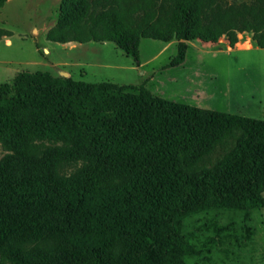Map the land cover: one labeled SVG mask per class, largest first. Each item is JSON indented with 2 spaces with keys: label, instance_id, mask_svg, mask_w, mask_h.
I'll return each instance as SVG.
<instances>
[{
  "label": "trees",
  "instance_id": "1",
  "mask_svg": "<svg viewBox=\"0 0 264 264\" xmlns=\"http://www.w3.org/2000/svg\"><path fill=\"white\" fill-rule=\"evenodd\" d=\"M241 32L264 50V0H61L45 37L113 42L139 64L140 37L175 34L177 66L189 38L233 47ZM0 145V264H186L187 215L264 207V119L144 82L19 71L0 83Z\"/></svg>",
  "mask_w": 264,
  "mask_h": 264
},
{
  "label": "rangeland",
  "instance_id": "2",
  "mask_svg": "<svg viewBox=\"0 0 264 264\" xmlns=\"http://www.w3.org/2000/svg\"><path fill=\"white\" fill-rule=\"evenodd\" d=\"M41 1L11 2L8 6L9 18L12 16L9 26L18 32L28 29L29 18L34 13L44 12L49 6ZM227 1L236 4L244 0ZM224 41L225 37L219 39L217 44L203 45L199 49L190 47L186 51L183 65L171 66L168 71L162 73L160 70L164 64L176 55L177 46L172 43L150 66L144 68L146 73L142 79L139 78L138 70L128 68V61L124 57L116 55L113 50V56L106 51L102 54L104 61L112 58L113 62L118 64L122 60L121 65H125L126 69L93 67L98 70L95 79L117 77L129 78L128 81L132 82L139 78L142 83L152 73L158 75L156 79L159 82L163 81L162 87L156 83L159 89L157 94L165 99L204 109L264 119V50L257 45L247 50H227L223 46ZM251 42H254L251 33L241 32L234 46L246 47L250 46ZM23 45L24 49L15 44V50L0 53L10 55L20 62L30 60L28 57L34 55V46L31 42H25ZM109 45L114 46L112 42ZM115 48L119 54H124L119 47ZM40 52L43 55V51ZM57 53L59 58L70 56L64 51ZM149 53L147 45L143 42L140 47L141 59H145ZM127 58L132 60L131 56ZM89 60L96 64L98 56ZM16 63H0V83H10L18 70L22 69V66L15 65ZM164 76H168L169 80ZM222 152V149H217L211 160H215ZM4 154L5 150L0 145V158ZM262 195L264 196V192ZM182 230L185 240L197 250L195 254L183 257L186 264H264V207L246 210L210 208L198 211L185 217Z\"/></svg>",
  "mask_w": 264,
  "mask_h": 264
},
{
  "label": "crops",
  "instance_id": "3",
  "mask_svg": "<svg viewBox=\"0 0 264 264\" xmlns=\"http://www.w3.org/2000/svg\"><path fill=\"white\" fill-rule=\"evenodd\" d=\"M14 1L16 0H6L3 6L0 7V28H4L11 32H14L13 34L9 36H3L0 39V51L9 52L14 49L13 46L15 44H19V46L22 49H24L23 44H25V42H31L32 45L34 46V49H33L34 55H32V57H28L30 58V60L20 62L10 57V55H7V54L3 55L0 53L1 54L0 63L12 64V63L17 62L15 65L22 66V69L18 71H28V72L48 74L51 76H59L60 72L65 70L67 71L68 76L76 80H84L88 82L111 81L117 84L138 85L140 83V80L143 78V76L146 73V70L144 68L148 65L150 66V64L153 61H155L161 55V53L165 51V49H167V46L169 47L172 43H177L175 34L172 36V38L168 40H160V39H154L150 37H140L138 46H137L138 60H139V64H137L133 60V58L132 60L127 58V56H130V55L126 54L124 51L123 53L127 56H124V54H119V52L115 48L117 45L114 44L113 42L112 43L114 46H110L109 44L111 42H108V41L107 42L90 41V42H85V43L69 41L65 43H60V42H53V41L47 40L45 37L46 31L57 22L61 0H42L48 3L49 6L44 12H40V13L38 12L39 14L34 13L29 18L28 29H26L25 31H19V32L13 30L12 27L9 26V20L12 19V16L11 18H9L10 13H9L8 6L10 5L11 2H14ZM37 4H39V2ZM221 38L223 39L224 36L220 37L219 39ZM226 41H224L223 46L227 50H235V49L247 50V49L254 47V45H256L255 42H251L249 43L250 46H246V47L244 46V47L237 48L235 46L231 47L230 45H228V43H226ZM143 42L145 43V45H147V49L150 51V53H149V56H147L145 59L142 60L141 54H140V47ZM202 42L204 41H201L197 38H189L187 40L188 49L190 47H195L199 49L200 47H203V45H207V44L211 45V44L218 43V42H209V43L207 42V44H202ZM157 45H160V46H157ZM56 50L57 52L59 51L68 52L70 56L59 58L57 57L59 53H57ZM112 50L116 52V55L122 56L128 61L129 69L134 70V71L138 70L139 78L141 79L138 78V80L132 81V82L128 81L129 78H117V77L95 79L96 73H97L96 70L99 67L106 68V69H113V68L126 69L125 65H121L122 60L121 61L119 60L120 62L118 64L115 63V61L113 62L114 59L112 58L108 59V61L103 60L102 54L108 51L113 56V53H111ZM21 51H24V50H21ZM40 51H43V55L41 54ZM50 56H52V58ZM97 56H98V61L96 64H93L94 62L90 61L89 59L91 57L96 58ZM184 62L185 60L181 64L175 67L183 65ZM168 63L169 62L164 64L165 66L161 68L160 72L163 71L165 73V71H168L170 69L171 66H169ZM93 67H96L97 69H93ZM151 74L152 73H150V75ZM150 75H148V77L144 79V81L142 82L145 83V86L152 93L159 95L157 94L159 89H157L156 83H159L160 87H162L164 83L163 81L159 82L156 79L158 75L157 76H155V74H152L151 76ZM164 77L166 80H169L168 76H164Z\"/></svg>",
  "mask_w": 264,
  "mask_h": 264
},
{
  "label": "water",
  "instance_id": "4",
  "mask_svg": "<svg viewBox=\"0 0 264 264\" xmlns=\"http://www.w3.org/2000/svg\"><path fill=\"white\" fill-rule=\"evenodd\" d=\"M61 75L64 76V77H67L68 73L67 72H61Z\"/></svg>",
  "mask_w": 264,
  "mask_h": 264
}]
</instances>
